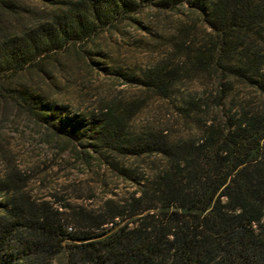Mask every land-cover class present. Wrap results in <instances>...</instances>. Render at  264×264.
Here are the masks:
<instances>
[{"label":"trees","instance_id":"1","mask_svg":"<svg viewBox=\"0 0 264 264\" xmlns=\"http://www.w3.org/2000/svg\"><path fill=\"white\" fill-rule=\"evenodd\" d=\"M146 6L202 27L192 41L174 33L141 72L88 56L136 93L69 112L18 83L119 22L148 27L135 16ZM151 96L170 106L138 124ZM12 108L128 188L89 207L38 193L30 168L5 159L0 264H264V0H0V113Z\"/></svg>","mask_w":264,"mask_h":264},{"label":"rangeland","instance_id":"2","mask_svg":"<svg viewBox=\"0 0 264 264\" xmlns=\"http://www.w3.org/2000/svg\"><path fill=\"white\" fill-rule=\"evenodd\" d=\"M135 16L148 27L119 22L115 29L98 33L84 46L70 45L48 54L38 65L21 70L18 83L67 104L69 112L89 110L120 88L127 94L140 88L112 77L88 56L101 59L102 65H123L140 71L172 47L174 33L192 41L193 32H200L202 27L198 19V27H191L180 19L175 9L146 6ZM90 50L94 51L89 53ZM167 105L170 102L151 96L136 116V122L141 123L155 111H164ZM5 159L30 168L36 179L33 187L38 193L57 189L72 201L89 207L97 205L113 188L120 192L128 188V183L116 181L108 171L82 164L76 157L74 144L58 138L45 124L21 109L0 113V168Z\"/></svg>","mask_w":264,"mask_h":264}]
</instances>
